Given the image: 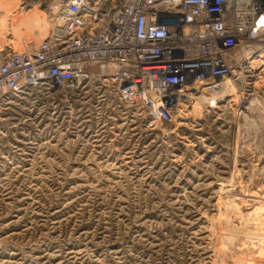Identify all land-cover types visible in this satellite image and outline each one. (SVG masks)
Returning a JSON list of instances; mask_svg holds the SVG:
<instances>
[{
	"label": "rangeland",
	"instance_id": "rangeland-1",
	"mask_svg": "<svg viewBox=\"0 0 264 264\" xmlns=\"http://www.w3.org/2000/svg\"><path fill=\"white\" fill-rule=\"evenodd\" d=\"M225 98L150 131L95 80L7 97L0 264H264V77Z\"/></svg>",
	"mask_w": 264,
	"mask_h": 264
},
{
	"label": "built area",
	"instance_id": "built-area-1",
	"mask_svg": "<svg viewBox=\"0 0 264 264\" xmlns=\"http://www.w3.org/2000/svg\"><path fill=\"white\" fill-rule=\"evenodd\" d=\"M11 1L8 20L33 14L48 30L0 50V131L7 97L42 84L112 87L118 117L153 131L264 77V0Z\"/></svg>",
	"mask_w": 264,
	"mask_h": 264
},
{
	"label": "bare ground",
	"instance_id": "bare-ground-1",
	"mask_svg": "<svg viewBox=\"0 0 264 264\" xmlns=\"http://www.w3.org/2000/svg\"><path fill=\"white\" fill-rule=\"evenodd\" d=\"M11 2H13V1H11V0H0V10H1V8H3L5 11V14L2 15L1 16L2 18L0 19V37L2 34L10 35L11 30L13 31V33L16 31H19V30H16V29H19V27H16L15 24L25 21L27 24L26 30L23 31L25 38L34 39L37 35H40V38H41L44 35V32L46 30H48L47 23L46 24L42 23L33 14L30 16H27V17H24L23 15L21 16V14H18L17 16L13 17L12 19L8 20L9 19L8 10L13 8V7L6 8V9H5V7L9 6ZM18 45H20V43H16L15 47H17ZM195 108H198V107H195ZM192 111H199V110L193 109Z\"/></svg>",
	"mask_w": 264,
	"mask_h": 264
}]
</instances>
